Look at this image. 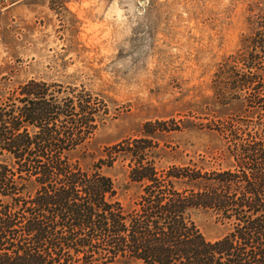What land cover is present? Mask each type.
<instances>
[{
	"label": "trees",
	"instance_id": "trees-1",
	"mask_svg": "<svg viewBox=\"0 0 264 264\" xmlns=\"http://www.w3.org/2000/svg\"><path fill=\"white\" fill-rule=\"evenodd\" d=\"M213 81L221 100L240 99L246 112L219 122L234 164L218 170L156 167L154 136L178 129L174 119L145 122L85 169L69 153L105 122L102 98L30 79L0 99V155L13 163L0 161V264H264V18ZM119 156L142 188L129 209L102 172ZM198 210L233 229L206 239Z\"/></svg>",
	"mask_w": 264,
	"mask_h": 264
},
{
	"label": "rangeland",
	"instance_id": "rangeland-1",
	"mask_svg": "<svg viewBox=\"0 0 264 264\" xmlns=\"http://www.w3.org/2000/svg\"><path fill=\"white\" fill-rule=\"evenodd\" d=\"M263 18L264 0H0V99L30 79L83 85L102 98L105 122L69 153L85 169L107 146L141 135L145 122L170 119L178 129L158 132L150 154L159 170L231 168L219 122L246 112L240 99L218 97L214 73ZM0 161L13 165L6 155ZM127 163L119 156L102 172L129 209L142 188ZM194 219L211 241L233 229L212 210Z\"/></svg>",
	"mask_w": 264,
	"mask_h": 264
}]
</instances>
